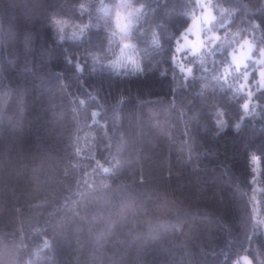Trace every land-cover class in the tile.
<instances>
[{
    "label": "trees",
    "instance_id": "obj_1",
    "mask_svg": "<svg viewBox=\"0 0 264 264\" xmlns=\"http://www.w3.org/2000/svg\"><path fill=\"white\" fill-rule=\"evenodd\" d=\"M120 2L0 0V264H264L257 69L240 88L217 43L188 75L197 0H129L125 34ZM212 5L264 49V0ZM129 32L140 68L117 70Z\"/></svg>",
    "mask_w": 264,
    "mask_h": 264
},
{
    "label": "rangeland",
    "instance_id": "obj_2",
    "mask_svg": "<svg viewBox=\"0 0 264 264\" xmlns=\"http://www.w3.org/2000/svg\"><path fill=\"white\" fill-rule=\"evenodd\" d=\"M120 5L122 12L118 17L117 22L119 29L125 34L126 27L129 25V22L133 21L132 18H134L131 15L136 14V8L129 2V0H121ZM228 20L229 18L224 17L219 19L214 10V6L212 5V0H197V9L193 14L192 20L189 26L183 31L182 37L176 46V49H181L179 52L176 51V54L174 55L176 61H178L186 71L188 66H184L182 58L183 54H185L186 51H190V53L200 52L202 48L210 45L213 34L219 33L221 40L217 43L229 47V55L231 53L230 59L237 68H243L244 66L248 67L250 64L252 65L249 69L245 70V74H248L247 81H243L242 84L244 86L250 84L248 78L256 68L258 76L257 79H254V82H258L259 87H264L262 86L260 76V70L264 68V49H261L260 53H254L255 43L250 38L239 39L236 34L227 36L225 34L226 31L216 29L217 27H220V25L225 26V21ZM128 43L129 42H124L122 44L118 55L110 62V64L117 70L127 68L131 70H139L140 68L139 60L135 51L125 47ZM243 89L246 88L243 87ZM248 257L251 256L244 253L236 259L234 264H237V262H239V264H246V259Z\"/></svg>",
    "mask_w": 264,
    "mask_h": 264
},
{
    "label": "clouds",
    "instance_id": "obj_3",
    "mask_svg": "<svg viewBox=\"0 0 264 264\" xmlns=\"http://www.w3.org/2000/svg\"><path fill=\"white\" fill-rule=\"evenodd\" d=\"M77 7H78V11L80 12L81 15H83V13H84L85 11H87V5H86V3H84V2H81ZM220 11H221V13H223V12L225 11V9L221 8ZM213 18H214V17H213ZM227 23H228V21H225V24H227ZM87 27H88V24H87V23H83V24H79V25H78V28L80 29L81 32H82L83 30H85ZM220 27H224V25H220ZM73 35L75 36V35H77V33L74 31V32H73ZM60 39L62 40V39H63V36H61ZM127 39H128V41H129V43L126 44L125 47L134 50V49H135V44L131 42V33H130V32H129V34H128ZM220 40H221V36H220L219 33H215V34H213V37L211 38V43H210V45H207V46H206V50H207V51H211V48L214 47L215 44H216L218 41H220ZM176 51L179 52V51H181V49L178 48V49H176ZM230 55H231V53H230ZM173 62H174V63L176 62V58H175V57H174ZM77 69L80 70V65H77ZM140 70L142 71V68H141ZM238 70H239V69H237V71H238ZM222 71H223L225 74H227V73H228V66L225 65V67L222 69ZM186 72H187L188 75H191V72H192V68H191V66H188V68L186 69ZM247 75H248V74L246 73V74H245V77H244L245 82L247 81ZM260 76H261V83H262V86H264V68H262V69L260 70ZM243 87H244V85L241 84V85H240V88H243ZM253 94H254V93H252L251 91H249V92L247 93V96L249 97V99L245 100V102L242 104V107H243L244 109H247V108H248V105H249L250 102H251V103H257V104L259 103L258 101H254V102L251 101V96H252ZM97 166L100 167L99 165H97ZM103 171H104V172H110L111 169L104 168ZM242 259H243V258H242ZM237 264H239V262H237ZM246 264H256V261H254L251 257H248V258L246 259Z\"/></svg>",
    "mask_w": 264,
    "mask_h": 264
}]
</instances>
